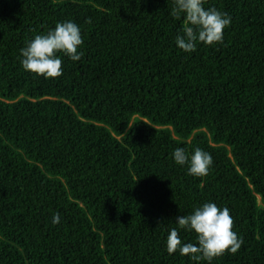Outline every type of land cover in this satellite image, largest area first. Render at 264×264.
Listing matches in <instances>:
<instances>
[{
  "label": "trees",
  "instance_id": "16d2710c",
  "mask_svg": "<svg viewBox=\"0 0 264 264\" xmlns=\"http://www.w3.org/2000/svg\"><path fill=\"white\" fill-rule=\"evenodd\" d=\"M204 6L231 24L185 53L175 0H0V264H208L167 250L206 202L244 241L211 264H264V0ZM66 20L81 61L25 71L20 50ZM177 147L209 152L208 174Z\"/></svg>",
  "mask_w": 264,
  "mask_h": 264
},
{
  "label": "clouds",
  "instance_id": "9594fccd",
  "mask_svg": "<svg viewBox=\"0 0 264 264\" xmlns=\"http://www.w3.org/2000/svg\"><path fill=\"white\" fill-rule=\"evenodd\" d=\"M206 0H175L172 15L183 18L184 26L176 37V44L185 53L196 51L197 44L215 46L223 43L224 30L231 24V16L216 8H205ZM84 44L81 28L74 21L58 22L46 34H38L27 42L21 51V65L27 72L45 79L63 75L61 55L73 62L84 56L80 50ZM175 163L187 166L188 174L194 177L206 176L213 165L212 155L197 147L189 155L183 147L173 152ZM61 215L56 213L52 223L59 224ZM178 227L170 230L167 250L170 254L179 252L192 261L207 260L208 264L225 254H236L244 241L233 230L234 218L227 207L220 208L214 202L195 207L192 213L176 217ZM180 229L194 232L197 243H184Z\"/></svg>",
  "mask_w": 264,
  "mask_h": 264
}]
</instances>
